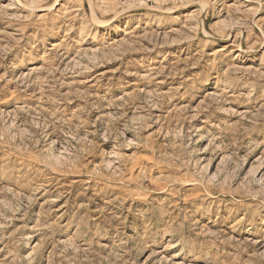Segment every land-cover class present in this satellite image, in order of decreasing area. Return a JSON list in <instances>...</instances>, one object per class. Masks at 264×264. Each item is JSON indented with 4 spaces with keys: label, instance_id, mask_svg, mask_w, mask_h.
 <instances>
[{
    "label": "rangeland",
    "instance_id": "obj_1",
    "mask_svg": "<svg viewBox=\"0 0 264 264\" xmlns=\"http://www.w3.org/2000/svg\"><path fill=\"white\" fill-rule=\"evenodd\" d=\"M0 264H264V0H0Z\"/></svg>",
    "mask_w": 264,
    "mask_h": 264
},
{
    "label": "bare ground",
    "instance_id": "obj_2",
    "mask_svg": "<svg viewBox=\"0 0 264 264\" xmlns=\"http://www.w3.org/2000/svg\"><path fill=\"white\" fill-rule=\"evenodd\" d=\"M51 7H54V5H51Z\"/></svg>",
    "mask_w": 264,
    "mask_h": 264
}]
</instances>
